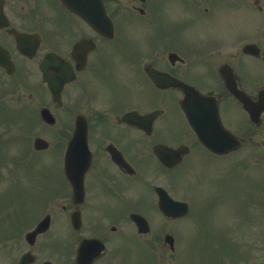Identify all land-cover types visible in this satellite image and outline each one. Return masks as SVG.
Returning <instances> with one entry per match:
<instances>
[{
  "label": "flooded vegetation",
  "instance_id": "1",
  "mask_svg": "<svg viewBox=\"0 0 264 264\" xmlns=\"http://www.w3.org/2000/svg\"><path fill=\"white\" fill-rule=\"evenodd\" d=\"M188 1L0 0V128L10 122L20 128L22 114L34 128L42 109L57 120L55 112L67 100L77 103L68 105L63 125L40 120L62 128L65 136L59 173L37 177L36 158L23 166L19 156L6 173L0 141V264H132L143 245L156 255L152 246L163 240L166 220L179 223L164 216L165 198L192 208L200 200L198 182L207 180L213 190L238 175L244 144L231 151L205 148L181 109V85L197 90L203 108H216L223 127L238 137L245 128H264V65L261 57L242 51L245 44H257L264 52L257 19L262 6L260 0L252 9L244 0H207L204 13H196L198 0ZM67 3L78 4L80 13ZM100 3L112 23L111 39L101 33ZM175 4L182 12L165 13V6ZM226 8L238 16L225 18L220 13ZM249 16L251 31L245 33ZM233 19L235 28L226 31ZM133 33L141 36L137 50ZM117 39L126 51L116 46ZM117 49L124 54L120 63L113 60ZM117 66L123 69L119 80ZM45 76L62 82L59 105ZM21 86L35 92L27 98L31 104L21 106ZM228 86L244 93L245 103ZM8 100L19 107L8 109ZM202 104L195 100V111ZM132 112L140 117L123 119ZM78 115L86 124L80 126L85 134L76 164L66 151ZM227 145L221 140L220 146ZM191 175L195 180L188 186ZM133 214L146 220L145 233ZM85 240L89 248L78 257ZM157 256L165 264L164 256L171 254L158 250Z\"/></svg>",
  "mask_w": 264,
  "mask_h": 264
},
{
  "label": "rangeland",
  "instance_id": "2",
  "mask_svg": "<svg viewBox=\"0 0 264 264\" xmlns=\"http://www.w3.org/2000/svg\"><path fill=\"white\" fill-rule=\"evenodd\" d=\"M202 6H203L202 2H200L197 5V7L200 8H203ZM180 11L181 9L178 7L177 4L169 5V13L175 14V13H179ZM233 13L234 12H230L228 11V8H226V10L221 12L220 14H222L225 18L226 16L228 17L238 16V13H235L234 15ZM261 18L262 16L260 17V19ZM246 19L247 18H245L244 20ZM233 20L225 26L226 31L233 30L235 28V24H234L235 19ZM133 39L135 40L138 39L139 41V42H134V41L132 42V47H134L137 50L139 44L140 46L142 45L141 36L139 35V33H133ZM117 45L121 51L124 52L127 50L126 45H124V43H121L120 39H117L116 46ZM119 49H117V52L115 53L113 60L120 63L124 61V57H123L124 54L121 53ZM116 62L114 63L116 64ZM121 66L122 68L125 67L124 64ZM122 68L121 67L119 68V66H117L116 68L117 72L119 73L123 71ZM120 77H122V74L119 73L116 79L119 80ZM20 91L22 93L21 106L29 104L30 101H28L27 98L29 94L34 95L35 92L23 86L20 87ZM73 103L76 102L67 100L66 107L62 110H58L55 112L57 123L59 125L60 124L63 125L65 123L64 121H66V119L63 120V115H65V110L67 109L68 105L71 106V104ZM40 104L41 102L39 101L35 103L37 109L39 108ZM6 107L8 109H14L15 107L18 108L19 106H17V104L13 103L11 100H8L6 102ZM22 116L24 117L23 121L25 125L22 128H14L11 122L9 126L5 124L4 128H0V141L9 142L8 143L9 149L5 150L4 148L6 154L5 155L3 154L2 157L5 159L8 156V158L11 159L15 157L14 155H17L24 157L25 158L24 162H27L28 160L32 161L33 157H38L37 160H39L40 158L43 161L42 169H39V171L37 172V176L40 177L45 175L47 172H53V171L59 172L60 157H61L60 153L63 148L64 139H65V136L62 137L61 135L62 128H49L40 123H38V125L34 128L32 127L28 128L29 126H27V124L29 122L27 120V117L26 115L24 116V114H22ZM259 131H260L259 133L260 137L252 138L251 141L253 144H251V146L247 147L245 150L246 159L244 162L242 178H241V182L244 183V187L241 188L242 191H245V189L248 188L247 183L249 182V178L255 176L262 178V174H264V159H263L264 152L260 145L261 142H264V128H259ZM35 136H41L44 139H46L50 143V148L43 153L38 152V155L35 156L31 155L30 156L31 158L29 157L28 160H26L27 156H24V154L27 153L24 149L28 147L31 148L32 141ZM18 141L19 143H23L24 141H27V143L25 145L18 144L19 145V149H18L17 148ZM4 146H6V143ZM256 154L259 160L254 162L252 161V157L255 156ZM24 162H22V165L24 164ZM37 167L39 168V165ZM5 172L6 173L8 172V169L6 167H5ZM193 177L194 176L192 175L189 176L188 179V181L190 182L189 185L192 184V182L195 180L193 179ZM205 182H207V180H205ZM205 182L204 183L198 182L200 189L206 192H211L209 190L211 187L210 186L208 187V185L206 186ZM215 184L216 181L213 185L215 186ZM254 184H257V180H255V182L252 183V186ZM184 186L185 183L183 181L181 188L183 189ZM214 186L213 188H215ZM215 189H213L212 192ZM258 199H259L258 202H264V193H261ZM245 207L247 208L249 214L248 216L244 215L246 210L243 207H238V211H234V214L236 216L230 217V215L232 214H228V213L225 214V210L227 209L226 212H228V208H230V206L227 204L224 205V203L219 202L218 205L214 207V211L216 212L217 215H219L220 218H218L217 221L215 220V218H213L212 220L213 224H210L209 226H204L205 220L207 221V219L210 216L208 214H206L205 216V213L209 211V210L205 211V209H202V211L193 212L192 215L190 214V216L188 215L185 219L178 221L179 222L178 224H176L174 221L166 220L165 232L167 233L169 232L170 234L174 233V235H176L175 242L177 245L173 256L168 258L164 257L165 263L168 264L166 260H169L171 262L170 264H228V261L230 262V260H237V258L241 259V257L243 260H245L247 255L262 254L263 257L260 259L261 262L260 264H264L263 263L264 262V218H260L256 215V213L259 210H261L260 208L264 206H262L261 203H255L253 209H252V205L250 206L245 205ZM223 212L225 215L223 214ZM223 215H224V219L222 218ZM226 218H229V222ZM236 221H239V223L241 222V224L238 225V227L233 231V226L235 225ZM175 225H178L179 227L175 228L176 227ZM204 227L207 228V231L205 230ZM226 232L228 233V236L231 233L230 237L247 235L248 238L244 239V237L242 236L241 238L243 240L253 243L246 244L249 247L245 252L241 251L240 253H237L234 249H229L228 247L229 245H225L221 241H217V238L214 239L209 238V237H221ZM192 237L194 238V240L192 239ZM189 238L190 241L188 240ZM192 240L194 244L190 245L189 243H191ZM161 245L162 243L160 242L159 246ZM190 246L193 250L189 251L188 248H190ZM148 247L150 248L151 246ZM152 247H156V246H152ZM152 252L158 255L156 248L155 251L152 250ZM251 252L253 253L250 254ZM143 264H148V262L144 260ZM154 264H156V262Z\"/></svg>",
  "mask_w": 264,
  "mask_h": 264
},
{
  "label": "water",
  "instance_id": "3",
  "mask_svg": "<svg viewBox=\"0 0 264 264\" xmlns=\"http://www.w3.org/2000/svg\"><path fill=\"white\" fill-rule=\"evenodd\" d=\"M100 16L102 17V19H105L103 10L102 11L100 10ZM101 29H102V32L104 34H106V35H109L111 33V29L109 27V23L101 24ZM48 85H49V89H50L51 93L54 95V99L58 101L61 82H59V81H50L49 80L48 81ZM42 116H43L45 121H48V122L52 121V119L47 114L46 115L43 114ZM78 124L81 125V122L79 121ZM81 134H82L81 133V129L80 128H76L75 133L73 135V138H72V140L70 142V150L77 149V146H78L77 144L79 143V137L81 136ZM46 146H47V143L44 142L42 139L37 138L35 140V147L37 149H42V148H45Z\"/></svg>",
  "mask_w": 264,
  "mask_h": 264
}]
</instances>
